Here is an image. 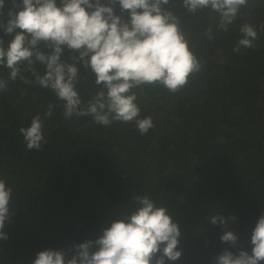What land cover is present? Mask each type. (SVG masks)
<instances>
[{
  "label": "trees",
  "instance_id": "1",
  "mask_svg": "<svg viewBox=\"0 0 264 264\" xmlns=\"http://www.w3.org/2000/svg\"><path fill=\"white\" fill-rule=\"evenodd\" d=\"M4 2L0 25L7 24L9 10L19 11L12 0ZM101 3L128 20L119 4ZM163 7L179 19L201 70L176 93L161 85L133 89L138 119L151 116L154 123L145 135L134 121L105 128L91 117L65 120L62 102L35 84L25 65L22 75L30 83L8 80V69L0 67V79L8 80L0 92V179L12 189L0 264H32L41 251L94 241L130 210L133 196L145 194L167 210L181 233V257L165 264H215L225 250L251 255V234L264 215V0H248L227 31L211 9L189 12L183 0ZM244 24L256 29V47L234 53ZM14 34L0 27L5 48ZM73 56L78 53L64 48L61 60L78 69L77 89L86 103L99 86ZM33 66L45 71L39 62ZM50 104L47 143L26 150L19 129L37 114L43 118ZM213 216L226 224L213 225ZM226 231L237 237L235 246L221 242Z\"/></svg>",
  "mask_w": 264,
  "mask_h": 264
},
{
  "label": "clouds",
  "instance_id": "2",
  "mask_svg": "<svg viewBox=\"0 0 264 264\" xmlns=\"http://www.w3.org/2000/svg\"><path fill=\"white\" fill-rule=\"evenodd\" d=\"M127 11L125 21L114 14L112 6L101 0H12L8 22L0 25L5 34H14L4 47L0 40V67L8 69V80L18 78L30 83L22 75L25 71L35 77L34 83L50 90L62 102L63 117H91L93 123L110 127L114 122H135L137 130L145 135L154 127L151 116H140L134 88L161 85L171 93L180 91L190 75L201 70L200 60L190 50L180 28L179 19L163 6L169 0H108ZM248 0H183L189 12L211 9L219 17V28L228 30L240 9ZM5 6L0 0V9ZM19 30V31H17ZM240 38L233 48L254 49L258 33L251 24L240 27ZM211 29L206 35L211 39ZM41 45L47 51L41 50ZM67 48L78 53L79 60L95 75L98 89L85 103L77 89L78 69L61 60ZM39 62L45 71L39 74L33 66ZM8 80L0 79V92L6 91ZM55 105L35 115L30 126L21 127L19 133L26 150L39 151L47 143L45 121L52 117ZM12 189L0 179V239L10 222L9 204ZM130 210L119 216L102 230V236L86 241L67 251L44 250L36 255L32 264H165L178 260L181 235L178 224L172 221L164 207L157 206L149 195L132 197ZM230 219H234L231 218ZM210 223L223 226V217L213 216ZM222 243L236 245L237 237L226 231ZM251 255L239 250L238 255L225 250L215 264H259L264 261V215L258 219L251 234ZM72 253L70 259H66ZM160 253L159 256L157 254Z\"/></svg>",
  "mask_w": 264,
  "mask_h": 264
}]
</instances>
